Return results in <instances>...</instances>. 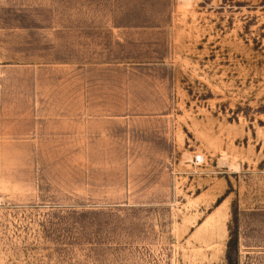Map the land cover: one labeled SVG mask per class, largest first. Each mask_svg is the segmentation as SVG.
Here are the masks:
<instances>
[{"label": "rangeland", "instance_id": "1", "mask_svg": "<svg viewBox=\"0 0 264 264\" xmlns=\"http://www.w3.org/2000/svg\"><path fill=\"white\" fill-rule=\"evenodd\" d=\"M0 264H264V0H0Z\"/></svg>", "mask_w": 264, "mask_h": 264}, {"label": "bare ground", "instance_id": "2", "mask_svg": "<svg viewBox=\"0 0 264 264\" xmlns=\"http://www.w3.org/2000/svg\"><path fill=\"white\" fill-rule=\"evenodd\" d=\"M201 157V155H196V159H198L199 160V158Z\"/></svg>", "mask_w": 264, "mask_h": 264}]
</instances>
